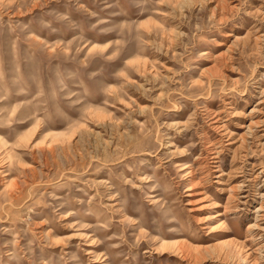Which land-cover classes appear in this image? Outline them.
Masks as SVG:
<instances>
[{"label": "rangeland", "instance_id": "374dc122", "mask_svg": "<svg viewBox=\"0 0 264 264\" xmlns=\"http://www.w3.org/2000/svg\"><path fill=\"white\" fill-rule=\"evenodd\" d=\"M0 264H264V0H0Z\"/></svg>", "mask_w": 264, "mask_h": 264}, {"label": "bare ground", "instance_id": "6f19581e", "mask_svg": "<svg viewBox=\"0 0 264 264\" xmlns=\"http://www.w3.org/2000/svg\"><path fill=\"white\" fill-rule=\"evenodd\" d=\"M251 111H252V109H251ZM258 208H260V207H258ZM251 212H254V210ZM221 214L222 213H220L219 211H216L215 213L210 215L209 220H213L214 218L218 217ZM251 226L252 225L249 224L247 228H250ZM182 250L184 251V254L193 253V256L195 257L194 262H207V263L210 262L209 259H205L202 257V255H200L201 249L196 248L194 250L193 248H183ZM205 250L208 252L210 251L213 254V258L215 260H218V262H221V261L223 262V254H228L226 251H225V253L223 252V242L222 241H220L218 243L209 244L207 247H205ZM228 255L231 256L230 254H228Z\"/></svg>", "mask_w": 264, "mask_h": 264}]
</instances>
